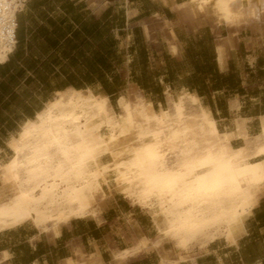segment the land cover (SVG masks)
I'll use <instances>...</instances> for the list:
<instances>
[{
    "label": "crops",
    "instance_id": "0c3cea01",
    "mask_svg": "<svg viewBox=\"0 0 264 264\" xmlns=\"http://www.w3.org/2000/svg\"><path fill=\"white\" fill-rule=\"evenodd\" d=\"M189 9L188 0H24L16 14L15 38L20 40L18 56L34 64L15 61L0 69V161L10 157L7 142L17 133L14 128L34 117L56 93L73 88L62 83L70 73L111 76L115 85L97 94L110 104V96L126 95L130 83L155 111L166 107V93L175 99L184 94L177 104L187 97L199 100L220 132L237 133L240 125L249 138L259 135L264 124V27L234 32L215 27L212 19L191 17ZM19 69L25 71L20 82L13 77ZM95 82L86 86L94 94ZM231 145L241 148L244 141L234 138ZM106 202L99 220L71 219L51 232L28 223L1 232L0 264L177 260L167 241L153 249L158 232L148 211L121 193L107 196ZM243 230L236 244L216 239L191 254L193 263L179 264H264V188ZM142 241L146 246L135 250ZM128 251L133 254L126 260L116 259Z\"/></svg>",
    "mask_w": 264,
    "mask_h": 264
},
{
    "label": "bare ground",
    "instance_id": "6f19581e",
    "mask_svg": "<svg viewBox=\"0 0 264 264\" xmlns=\"http://www.w3.org/2000/svg\"><path fill=\"white\" fill-rule=\"evenodd\" d=\"M23 4L24 0H0V64L13 52L16 14ZM188 5L191 17L212 19L215 27L224 26L234 32L242 27H264V0H188ZM58 94L61 101L46 102L10 138L12 156L0 164V233L26 221L33 222L41 232H51L71 219L98 220L107 198L103 185L107 184L109 172L115 175L121 194L136 196L141 206L156 210L165 226L162 235L183 238L185 242L196 235L203 236L208 227L218 226L224 217L244 233L243 222L257 205L252 194L264 184V158L255 165L249 164L245 162L249 152L247 155L242 148H228V141L236 138V133L224 134V142L219 144L213 140L216 137L212 132L205 133L204 127L180 124L183 121L176 119L178 123L170 121L166 125L162 144L140 149V123L152 119L158 125L161 122V126L169 122L164 120L166 109L153 110L136 85L130 83L126 89L128 103L122 105L126 112L123 116L113 112L106 96L94 94L89 88H68ZM167 96L175 105L184 94L176 99L169 93ZM205 117L209 123V113ZM167 154L174 158L173 164L168 163ZM54 156L58 158L53 163ZM106 158L108 162H104ZM60 190L56 217L48 212H34L36 191H41L43 198L54 200ZM237 237L228 232L225 240L234 245ZM157 244V240L152 243L153 249ZM143 246L145 241L135 250L140 251ZM130 254L133 253L128 251L115 257L123 261ZM177 260L163 264H179Z\"/></svg>",
    "mask_w": 264,
    "mask_h": 264
},
{
    "label": "rangeland",
    "instance_id": "374dc122",
    "mask_svg": "<svg viewBox=\"0 0 264 264\" xmlns=\"http://www.w3.org/2000/svg\"><path fill=\"white\" fill-rule=\"evenodd\" d=\"M21 12V11H20ZM18 15V14H17ZM18 17V16H17ZM15 47V46H14ZM32 47V46H31ZM14 50V49H13ZM16 50H19V46L18 45H16ZM15 50V51H16ZM108 80H109V82L111 83V85H109L110 87L112 86V84H114L115 85V83H114V80H113V78L111 77V76H109L108 77ZM123 83V84H122ZM113 85V86H114ZM120 85H123V88L125 89L126 88V84H125V82H124V80L122 79L121 81H120ZM93 88H94V91H95V93L96 94H99V93H102V87L99 85V84H97L96 82H95V84H94V86H93ZM92 91V90H91ZM93 92V91H92ZM168 95V93H166V107L164 108V109H166L165 110V112H164V120L165 121H167V122H169V123H166V122H164V121H162V122H164V123H162L161 124V126H160V123H159V125H158V123L157 122H155L154 120H152V119H149V120H147L146 122L145 121H143L142 122V124L140 123L137 127V129H139L138 131H141V132H139V134H141L140 136H139V138H140V140H138L139 142H140V145L141 146H139L140 147V149H142L143 147L145 148L146 146L148 147V145H156V144H162L163 143V140H162V133H163V131L165 130V127H166V125L167 124H171V123H174L175 121H176V119H177V121H180V122H182V123H180V124H186V125H188V126H197V127H201V128H203V130L205 131V133L207 134V135H210L211 134V132L213 133V134H211L212 136L213 135H215V136H213V137H216V139L215 138H213V140H216V142H218L219 144L221 143V144H223V142H224V134H226V132H220L219 130H217V128H216V122H215V120L214 119H212V117L210 116V114H209V119H210V121H209V123H208V121L206 122L205 121V119H206V117L205 116H207L208 115V113L206 112H204V111H202V109H201V107H200V105H198V102L197 101H194V100H192V99H189V97H187V98H183V100H182V105L181 106H179L178 104L177 105H174L173 103H171L170 101H169V97L167 96ZM52 99H57V100H59V101H61V98H60V96H59V94L58 93H56L54 96H53V98ZM51 99V100H52ZM113 99H114V102H112L111 101V104H110V106H112V104H114V106H112L111 108L113 109V112H115L117 115H119V116H123V115H125V111L122 109V105H123V103H128V99H127V96L126 95H121L118 99H117V97H113ZM50 101V100H49ZM122 101V102H121ZM170 102V103H169ZM187 104V105H186ZM119 107V108H118ZM124 111V112H123ZM167 111V112H166ZM121 114H120V113ZM124 113V114H123ZM168 113V114H167ZM167 116H168V118H167ZM211 117V118H210ZM167 119V120H166ZM193 119H194V121H193ZM212 119V120H211ZM149 121V122H148ZM170 121H171V123H170ZM176 121V123H178ZM186 121V122H185ZM193 121V122H192ZM202 121V122H201ZM25 122V121H24ZM23 122V123H24ZM23 123L20 125V127L18 128V127H16V128H14V130L13 131H15L14 133H16V132H19L20 131V128H21V126L23 125ZM150 123V124H149ZM197 123V124H196ZM206 123V124H205ZM208 123V124H207ZM148 124V125H147ZM193 124V125H192ZM201 124V125H200ZM199 125V126H198ZM151 126V127H150ZM164 126V127H163ZM140 127V128H139ZM147 127V128H146ZM152 128H153V130H152ZM155 128V129H154ZM162 128V129H161ZM241 128V126L240 125H238L237 126V129H238V132L236 133V138H241V139H243V141H244V148L243 147H241L242 149H244V153L245 152H247V153H245V154H247L248 155V152H249V156H247V159H246V156H245V159L247 160V161H245L246 163H249V164H253V165H255L258 161H260L261 159H263V158H261L262 156H264V124H263V126H262V129H261V131H263V132H261L260 131V134L259 135H257V136H255V137H252V138H249L248 136H247V134L244 132L245 130L242 128V129H240ZM146 129V130H145ZM216 130V131H215ZM155 131V132H154ZM161 131V132H160ZM214 131V132H213ZM243 132V133H242ZM143 133H144V135H143ZM158 133V134H157ZM209 133V134H208ZM217 133V134H216ZM222 133V134H221ZM240 133V134H239ZM17 134V133H16ZM15 134V135H16ZM155 134V135H154ZM262 134V135H261ZM13 135V137L15 136L14 134H12ZM12 135L10 136V138H13L12 137ZM161 135V136H160ZM244 137H243V136ZM145 136V137H144ZM154 136L156 137L155 139H154ZM262 136V137H261ZM143 137V138H142ZM9 138V140H8V142H7V145L8 144H10V142H11V139ZM160 138V139H159ZM247 138V139H246ZM256 138H258L259 139V141H260V143H259V141L256 139ZM263 138V139H262ZM159 139V140H158ZM142 140V141H141ZM155 140V141H154ZM219 140V141H218ZM256 140V141H255ZM151 141V142H150ZM157 141V143H155ZM221 141V142H220ZM254 141V142H253ZM139 142H137L138 143V145H139ZM162 142V143H161ZM145 143V144H144ZM154 143V144H153ZM263 143V144H262ZM228 145H227V147L228 148H230V149H234V150H237V149H241V148H235V147H232V145H231V141H228V143H227ZM142 145H144V146H142ZM252 145V146H251ZM259 145H260V147H259ZM247 146H249V147H247ZM8 148H9V150H11L10 149V147H9V145H8ZM258 150H257V149ZM246 149V150H245ZM262 149H263V151H262ZM247 150H249V151H247ZM251 150V151H250ZM253 150V151H252ZM261 150V151H260ZM259 151V152H258ZM256 152H258L259 154L257 155V153ZM261 152V153H260ZM254 153V154H253ZM244 154V155H245ZM250 154H251V156H250ZM8 157L9 156H12V152L11 153H9L8 155H7ZM55 157V158H54ZM53 157V163L57 160V158H58V156H57V158H56V156H54ZM171 157V158H170ZM249 157H251V158H249ZM11 157H9V159H10ZM167 160H168V163L169 162H172L171 164H173L174 163V158L172 157V155L171 154H167ZM169 158V159H168ZM261 158V159H260ZM9 159H7L8 161H9ZM244 159V160H245ZM7 160H3V161H0V164H5L6 162H7ZM5 161V162H4ZM109 161V159L108 158H106L105 160H104V162H108ZM3 162V163H2ZM48 165V164H47ZM106 178H107V184H104L103 185V190H104V192H105V194L107 195V196H111V195H115V194H118V193H120V190H119V188L116 186V184H115V175L112 173V172H109L107 175H106ZM264 188V184L259 188V189H256L257 191H254L255 193H253L252 195H254L255 194V199H256V201L258 202V198H259V194H260V192H261V190ZM63 190V189H62ZM60 192V194L57 196V197H55L56 199H52L51 197V199L49 198L48 199V197H46V198H43V195H42V193H41V191H36L35 192V195H34V200H33V202H35V204L33 203L32 205H33V210H35L34 212L35 213H45V214H47V212H48V214H50L51 216H53V217H56L57 215H58V213H59V209L57 210V208H55V207H57V205H58V202H59V199H60V196H61V190L59 191ZM130 194H128L127 196L125 195V197L130 201V203L131 204H133V205H136V206H139L140 208H142V209H144V208H146V207H143V206H141V203H140V201H139V199L136 197V196H129ZM251 195V194H250ZM257 195V196H256ZM258 197V198H257ZM41 199V200H40ZM43 199V200H42ZM47 199V200H46ZM38 200V201H37ZM37 201V202H36ZM42 201V202H41ZM44 201H46V202H44ZM48 201V202H47ZM56 201V202H55ZM58 201V202H57ZM139 201V202H138ZM38 202H40V203H38ZM138 203V204H137ZM49 205H51V206H49ZM55 205V206H54ZM36 206V207H35ZM47 206V207H46ZM49 206V207H48ZM53 206V207H52ZM51 207V208H50ZM105 207V206H104ZM104 207H101L100 208V210L102 209H104ZM40 209V210H39ZM42 209V210H41ZM49 209V210H48ZM52 211H51V210ZM54 209V210H53ZM149 208H146L145 210L146 211H148L149 212V214L151 215V217L154 219V223H155V220H156V222L157 223H155L156 225V227H157V232H158V238H157V241H158V244H159V242L160 241H167V242H169V244H171L172 245V247H173V249L174 250H176L177 251V256H178V258L177 259H179V260H177V261H180V262H191V263H193L194 262V260H193V257H192V253H194L196 250H198V251H200V250H202V249H204L209 243H211V242H213V241H215L216 239H223V240H225V236H226V234L228 233V232H234L236 235H238V236H241L242 235V233L239 231V229L237 228V226L236 225H234V224H230V222H228L227 220H226V218L224 217V219L223 220H221L220 219V221H218V223H217V225L218 226H211V228L210 227H208L206 230H205V232H204V234H203V236H201L202 237V239L201 240H199L201 237H200V235H202V234H200V235H196L195 237H193L192 239H190V240H188V241H185L184 242V239L183 238H181V237H179V238H181V239H178V237L177 238H172L171 236L169 237L168 235H162L163 233H164V231L165 230H163L164 228H165V226H164V223L161 221L162 220V218H161V216H159L158 214H157V212H156V210L154 209H149ZM46 210V211H45ZM101 210V211H102ZM153 210V212H151ZM38 211V212H37ZM54 211V212H53ZM56 211V212H55ZM101 211H99L98 212V214H100V212ZM151 212V213H150ZM154 213V214H153ZM157 214V215H156ZM153 215V216H152ZM156 215V216H155ZM98 220H99V215H98ZM160 221L162 222V223H160ZM28 224H30V225H32L33 227H35L36 228V226H35V224H33V222H31V221H26ZM224 222V223H223ZM228 223V224H227ZM24 224H26L25 222L22 224V225H24ZM223 224V225H222ZM21 225V226H22ZM161 226V227H160ZM164 227V228H163ZM221 227V228H220ZM210 228V229H209ZM219 228V229H218ZM212 229V230H211ZM218 230V231H217ZM214 231V232H213ZM212 232V233H211ZM215 232H216V234H215ZM209 233V234H208ZM210 233H211V235H210ZM214 233V234H213ZM213 234V235H212ZM210 235V236H209ZM160 236V237H159ZM165 236V237H164ZM215 236V237H214ZM206 237V238H205ZM214 237V238H213ZM161 238V239H160ZM170 240H169V239ZM172 238V239H171ZM176 241H175V240ZM183 239V240H182ZM198 239V240H197ZM206 239V240H205ZM211 239H213V240H211ZM172 240V241H171ZM196 240H197V242H196ZM203 240V241H202ZM193 241H195V242H193ZM226 241V240H225ZM183 242L186 244V246L187 247H190V248H185V244H183ZM191 242V243H190ZM162 242H160V244H161ZM182 243V244H181ZM190 243V244H189ZM195 243V244H194ZM157 244V246L159 247L160 246V244L158 245ZM177 244H179V246L177 245ZM192 244V245H191ZM181 245H183V247L184 248H182V246ZM191 245V246H190ZM158 247H155V248H158ZM185 259V260H184ZM190 259H191V261H190ZM184 260V261H183Z\"/></svg>",
    "mask_w": 264,
    "mask_h": 264
},
{
    "label": "trees",
    "instance_id": "16d2710c",
    "mask_svg": "<svg viewBox=\"0 0 264 264\" xmlns=\"http://www.w3.org/2000/svg\"><path fill=\"white\" fill-rule=\"evenodd\" d=\"M17 44H18V46L20 44V40L18 38V35H17ZM19 53H20V49L16 50L13 53V55L9 57V60L5 64L0 65V69H8L12 65V63L15 62V61H20L21 63L24 62V63L27 64V62L29 60L26 61L25 59H23L24 56H18ZM28 63H31L32 65L34 64L33 61L28 62ZM23 67L26 68V70H28V71L34 70L33 66H25V65H23ZM34 72H36V70ZM24 73H25V71L23 69H19V71L16 74H14L13 77H14V79L16 81L19 80V82H20V80L24 77L23 76ZM44 78L45 77H41L42 80H46L47 79V78H45V79ZM28 80H29V78H26V82ZM95 81H98L102 85L103 89H105L107 86L111 85V83L109 82L107 77H101V76L94 77L91 72H87L84 75L79 74V73H70L67 76H65V79L63 80L62 83L64 85V88L73 87L76 90H82V89H85L86 86H90ZM110 101L114 102V99H113L112 96H110ZM112 106H114V104H112ZM20 119H22V118H20ZM29 119H33V116L29 117Z\"/></svg>",
    "mask_w": 264,
    "mask_h": 264
},
{
    "label": "built area",
    "instance_id": "2783aa9c",
    "mask_svg": "<svg viewBox=\"0 0 264 264\" xmlns=\"http://www.w3.org/2000/svg\"><path fill=\"white\" fill-rule=\"evenodd\" d=\"M18 14V13H17ZM16 21H17V16H16ZM16 30H17V28H16ZM16 43H17V41H16Z\"/></svg>",
    "mask_w": 264,
    "mask_h": 264
}]
</instances>
